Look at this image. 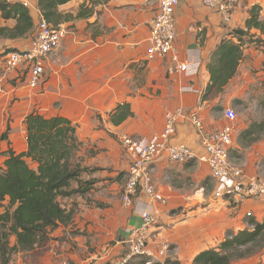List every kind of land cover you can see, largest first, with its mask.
Masks as SVG:
<instances>
[{"label": "crops", "instance_id": "1", "mask_svg": "<svg viewBox=\"0 0 264 264\" xmlns=\"http://www.w3.org/2000/svg\"><path fill=\"white\" fill-rule=\"evenodd\" d=\"M24 1L34 20L31 34L0 39V165L8 150H28L26 119L30 114L62 117L76 128L78 156L89 168L81 179L94 182L85 193L61 200L74 209L68 224L50 230L33 250L15 253L10 264H110L124 253L143 212L150 210H159V216L149 237L154 257L148 258L157 264H194L202 251L218 248L229 234L252 227L251 218L264 221V199L237 206L214 200L215 180L209 166L197 159L185 163L172 162L165 155L155 159L150 164L152 184L164 201L140 190L130 205L124 203L130 156L121 143L124 135L147 138L161 132L167 112L180 107L187 113L198 110L209 130L228 124L218 112L221 100L227 106L244 100L247 79L264 84V44L245 36L237 73L223 91L205 99L211 82L208 62L224 37L235 28H246L251 8L264 6V0L241 1L232 21L200 0H184L176 10L175 52L153 59H148L147 49L157 0H71L58 7V24L67 28V34L44 59L45 78L35 88L28 83L24 64L7 68L5 63L11 49L30 47L42 17L38 0H10ZM16 24V19H5L0 10V28ZM251 33L261 35L257 29ZM181 64L188 69L182 71ZM122 105L129 106L132 115L117 122ZM255 123L264 122L235 123L230 157L235 163L242 161L247 176L264 179V125L255 140L243 136ZM171 142L186 143L197 154L203 152L188 119L177 123ZM73 186L78 188L79 183ZM261 258L258 254L248 261Z\"/></svg>", "mask_w": 264, "mask_h": 264}, {"label": "trees", "instance_id": "2", "mask_svg": "<svg viewBox=\"0 0 264 264\" xmlns=\"http://www.w3.org/2000/svg\"><path fill=\"white\" fill-rule=\"evenodd\" d=\"M69 1L38 0V5L42 16L58 25L61 16L58 7ZM0 10L5 19L17 20L13 28H0V39L31 34L34 20L27 5L0 1ZM252 29L259 30L261 35L255 37ZM245 36H251L250 42L264 44V9L261 6H253L246 28L233 29L211 54L208 62L211 82L203 98L208 99L223 91L235 76L243 58ZM118 108L117 122L132 115L129 106ZM26 124L28 150L23 153L8 150L7 158L0 165V208L8 201L6 210L0 213V264H10L13 254L33 250L47 239L50 230L59 224H68L74 209H68L61 200L76 193H85L94 182L81 179L83 172L89 171V168L82 164L78 156L80 142L76 128L69 120L32 113L27 117ZM263 125L255 123L244 130L243 136L249 141L255 140L260 137ZM75 181L79 183L78 188L73 186ZM248 223L252 227L229 234L218 248L199 253L194 264H233L236 259L255 254L264 242V221L251 218ZM13 236L16 238L14 244L11 242Z\"/></svg>", "mask_w": 264, "mask_h": 264}, {"label": "built area", "instance_id": "3", "mask_svg": "<svg viewBox=\"0 0 264 264\" xmlns=\"http://www.w3.org/2000/svg\"><path fill=\"white\" fill-rule=\"evenodd\" d=\"M10 1V0H0ZM151 1V0H150ZM158 10L150 27V45L147 49L148 59L157 56L166 57L175 52L177 39L176 10L184 0H157ZM202 5L230 19L236 5L242 0H200ZM29 5L28 1H24ZM67 34V28L50 23L40 17L36 36L27 50H10L6 53L7 68L24 64L28 69L30 87H37L45 78L44 59L53 53ZM180 69L186 71L188 66L181 64ZM229 123L218 130H209L198 110L188 113L182 107L168 111L165 128L147 138H135L124 135L121 143L130 156L127 180L122 200L131 204L133 197L140 190L157 201H164L161 193L152 184L150 164L165 155L170 161L185 163L197 159L206 163L215 180L212 197L216 201H228L234 206L250 199H264V179L247 176L244 167L232 161L230 147L237 121V113L232 108L224 110ZM188 119L197 130L203 152L197 154L195 149L186 143H172L177 123ZM252 216L251 212L247 213ZM159 210L144 211L139 227L135 228L127 239L124 253L112 258L110 264H130L135 259L154 257L148 248L150 232L157 223ZM154 259L148 258L145 264H153Z\"/></svg>", "mask_w": 264, "mask_h": 264}, {"label": "rangeland", "instance_id": "4", "mask_svg": "<svg viewBox=\"0 0 264 264\" xmlns=\"http://www.w3.org/2000/svg\"><path fill=\"white\" fill-rule=\"evenodd\" d=\"M238 5H236V7ZM256 5L261 6L264 9L263 4H256ZM234 17H235L234 13L233 14L231 13V17L229 20L232 21V18L234 19ZM248 37H251V36H248ZM244 87H245V93L243 95L245 96L244 100H241L240 102L233 101L231 102V104H229V106L223 103L225 102V100L224 101L221 100L222 102H220V110L218 111L219 114L224 115L225 108L229 107L235 110V112L237 113V121L242 124L249 123L250 121L252 122L263 121L264 122V104H263L264 103V84L262 82L261 84H259V82H256L254 79L252 80L247 79V81L244 82ZM236 163L243 166L242 161L240 160H237ZM6 205H8V201L5 202V206H2L0 208V213H3L6 210ZM15 241H16L15 236L11 237L12 244H14ZM258 254L262 257L260 262H258V260L255 263L248 261V259L253 258V256L254 257L258 256ZM32 256H34V254H32ZM155 261H154V264H157V262ZM145 262H146L145 259H140V260H133V262L130 264H145ZM0 263H1V257H0ZM257 263L264 264V242H263L262 247L255 254L245 257V258L236 259L233 262V264H257Z\"/></svg>", "mask_w": 264, "mask_h": 264}]
</instances>
